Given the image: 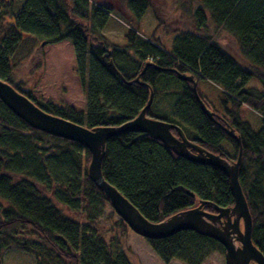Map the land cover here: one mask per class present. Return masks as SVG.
<instances>
[{"label":"trees","instance_id":"1","mask_svg":"<svg viewBox=\"0 0 264 264\" xmlns=\"http://www.w3.org/2000/svg\"><path fill=\"white\" fill-rule=\"evenodd\" d=\"M152 7V0H25L20 6L0 0V79L45 112L90 129L134 119L152 97L147 116L180 126L189 140L236 161L240 145L225 127L233 129L241 139L239 181L253 220L252 241L264 255V0H197L187 10L192 28L175 30L170 49L155 34L140 32ZM116 13L128 24L124 44L102 32ZM157 16L159 27L167 24ZM210 25L235 40L238 56L210 33ZM62 41L74 47L86 110L36 97L16 81L14 70L33 59L43 42ZM177 73L194 76L214 120L201 109L193 84ZM252 80L261 89L247 87ZM201 81L221 89L220 110L206 101ZM168 97L175 98L171 119L157 108ZM243 107L263 117L258 129L242 117ZM90 162L84 146L31 127L0 100V260L14 250L32 255L35 264H134L116 236L107 239L112 229L99 225L111 204L91 180ZM102 172L151 222L201 201L213 213L211 203L235 204L224 172L180 157L146 133L111 138ZM116 227L130 229L122 218ZM149 243L165 262L202 264L210 252H226L217 240L192 230Z\"/></svg>","mask_w":264,"mask_h":264},{"label":"water","instance_id":"2","mask_svg":"<svg viewBox=\"0 0 264 264\" xmlns=\"http://www.w3.org/2000/svg\"><path fill=\"white\" fill-rule=\"evenodd\" d=\"M45 44L46 42H43L42 45ZM111 66L116 70L113 63ZM118 75L126 84L133 83L127 81L120 73ZM177 76L193 84L201 109L211 120H214L215 113L200 98L194 76L180 73H177ZM138 80L139 78L135 81ZM0 100L31 127L52 136L76 142L89 150L91 162L88 173L91 180L104 192L120 218L138 235L148 240H159L183 230H192L220 242L226 251V264H251L252 262L264 264V255L252 241L253 220L239 181V169L242 163L241 139L235 135L233 129L225 127L240 145L236 161L227 160L189 140L180 126L147 116V110L153 102L152 97L148 105L134 119L120 126H101L93 129L45 112L30 98L1 79ZM173 130H176L178 135H175ZM126 132L149 134L180 157L221 170L230 179L235 204L225 208L211 203L216 210L213 213L205 211L203 205L206 202L201 201L198 206L178 212L161 222L149 221L118 188L105 179L102 172V162L108 141Z\"/></svg>","mask_w":264,"mask_h":264},{"label":"rangeland","instance_id":"3","mask_svg":"<svg viewBox=\"0 0 264 264\" xmlns=\"http://www.w3.org/2000/svg\"><path fill=\"white\" fill-rule=\"evenodd\" d=\"M24 1L16 0L19 6L23 5ZM196 1L152 0L153 7L147 11L140 23L139 29L141 34L144 37H150L155 34L157 38L162 40L165 47L170 49L172 41L176 36L175 30L187 27L192 28L187 10L190 7L193 8ZM157 14L167 21L166 25L158 26ZM127 29L128 24L116 13L111 16L102 32L112 43L124 44ZM210 33L215 35L216 39L230 52L238 56L237 44L231 36L224 32L216 34L212 25H210ZM75 69L76 55L74 47L70 41H62L58 44L46 43L42 45L34 58L26 59L18 69L14 70V73L16 81H19L24 89L32 91L37 97L39 96V98L43 99L47 98V96L67 98L68 100H73V105L71 106L74 108L86 110V93L79 76L75 74ZM16 81L13 85H16ZM199 87L204 93L208 104L220 110L221 89L217 85L207 81H201ZM247 87L261 89V85L257 80L250 81ZM174 103L175 98L168 97L158 102L157 108L171 119L174 116ZM241 115L255 129H258L262 124L263 117L247 107H243ZM18 179L19 177L16 178V180ZM119 218L120 216L114 208L108 205L99 220V225L106 231L112 229L111 232L106 234L107 239L116 236L120 242V249L126 253L134 264H186L179 259H173L169 262L163 261L154 251L149 240L131 229L119 232L116 227ZM241 225L243 228L242 222ZM35 261V258L30 254L11 250L3 254L0 264H35ZM202 264H226V252L222 250L212 251L207 255Z\"/></svg>","mask_w":264,"mask_h":264},{"label":"crops","instance_id":"4","mask_svg":"<svg viewBox=\"0 0 264 264\" xmlns=\"http://www.w3.org/2000/svg\"><path fill=\"white\" fill-rule=\"evenodd\" d=\"M36 96V95H35ZM37 97V96H36ZM39 97V96H38ZM47 99H54V100H61V101H65L67 104H69V105H73V100L71 101V100H68L67 98L65 99V98H59V97H53V96H47V98H45V100H47Z\"/></svg>","mask_w":264,"mask_h":264}]
</instances>
